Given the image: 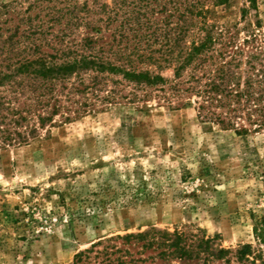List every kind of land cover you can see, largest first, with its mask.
I'll return each mask as SVG.
<instances>
[{
  "label": "rangeland",
  "instance_id": "rangeland-1",
  "mask_svg": "<svg viewBox=\"0 0 264 264\" xmlns=\"http://www.w3.org/2000/svg\"><path fill=\"white\" fill-rule=\"evenodd\" d=\"M100 3L113 0H0V65L32 43L44 51L65 45L52 36L78 41L93 34ZM256 3L253 10L248 0L216 6L207 0L198 19L223 30L232 51L243 49L241 69L247 53L264 49V0ZM168 13L177 15L155 17ZM100 27L108 35L116 23L107 32ZM187 30V40L201 33ZM163 74L171 77V70ZM159 94L95 100L42 127L32 115L33 137L0 141V264H72L75 253L99 239L150 227L215 236L231 250L229 261L216 264H248L233 255L244 244L251 246L249 259L258 255L256 264H264V244L254 233L264 219V128L236 133L199 119L194 96L168 102Z\"/></svg>",
  "mask_w": 264,
  "mask_h": 264
},
{
  "label": "trees",
  "instance_id": "trees-1",
  "mask_svg": "<svg viewBox=\"0 0 264 264\" xmlns=\"http://www.w3.org/2000/svg\"><path fill=\"white\" fill-rule=\"evenodd\" d=\"M205 1L100 3L93 23L97 27L91 26L93 34L78 41L66 40V35L52 36L50 41L65 45L51 46L50 51L32 42L28 48L15 49L16 59L0 65V141L24 143L33 137L36 124L30 122L32 115L42 127L59 112L86 111L95 100L112 103L129 94L146 98L153 92L168 102L183 95L194 96L199 119L236 133L264 128V49L254 47V52L247 53L245 68L241 69L243 49L232 51L231 39L226 40L223 30L216 31L214 25L198 20L207 11ZM210 1L216 6L230 0ZM248 2L250 9L257 10L256 0ZM170 3L173 5L168 8ZM162 11L177 15L156 18L155 14ZM171 16L174 21H170ZM115 23L116 28L108 35L99 32L100 26L107 32ZM86 24L92 23L87 20ZM189 25L201 30L199 37L187 40ZM168 69L171 77L163 74ZM21 97L22 105H16ZM258 224L254 233L264 244V219ZM215 239L200 231L150 227L99 239L75 253L72 264L229 261L231 250L220 247ZM251 252V246L244 244L233 255L237 261L256 264L258 255L250 260Z\"/></svg>",
  "mask_w": 264,
  "mask_h": 264
}]
</instances>
